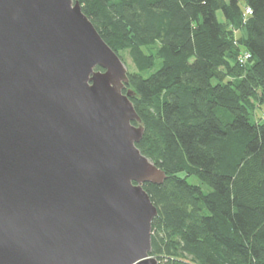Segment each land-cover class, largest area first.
<instances>
[{"label":"water","instance_id":"95a60500","mask_svg":"<svg viewBox=\"0 0 264 264\" xmlns=\"http://www.w3.org/2000/svg\"><path fill=\"white\" fill-rule=\"evenodd\" d=\"M127 70L74 0H0V264H158Z\"/></svg>","mask_w":264,"mask_h":264},{"label":"trees","instance_id":"16d2710c","mask_svg":"<svg viewBox=\"0 0 264 264\" xmlns=\"http://www.w3.org/2000/svg\"><path fill=\"white\" fill-rule=\"evenodd\" d=\"M74 1L126 66L137 148L167 176L142 186L151 256L264 264V0Z\"/></svg>","mask_w":264,"mask_h":264},{"label":"built area","instance_id":"2783aa9c","mask_svg":"<svg viewBox=\"0 0 264 264\" xmlns=\"http://www.w3.org/2000/svg\"><path fill=\"white\" fill-rule=\"evenodd\" d=\"M244 11H245V16H244V21L248 18V16H250L252 14V11L250 10L249 7H245L244 8ZM243 55H241L238 59L239 63L240 64H244L247 59L250 57V55L248 53H242ZM261 118L264 120V114L261 115Z\"/></svg>","mask_w":264,"mask_h":264},{"label":"rangeland","instance_id":"374dc122","mask_svg":"<svg viewBox=\"0 0 264 264\" xmlns=\"http://www.w3.org/2000/svg\"><path fill=\"white\" fill-rule=\"evenodd\" d=\"M218 18L221 20V14L220 13L218 14ZM127 64L130 65L129 59H127ZM125 68H126V66H125ZM262 107L264 109V104L262 105ZM188 181L192 184L199 185L198 181L193 177L188 178ZM202 187H203V190L206 192L207 187L205 185H202Z\"/></svg>","mask_w":264,"mask_h":264}]
</instances>
